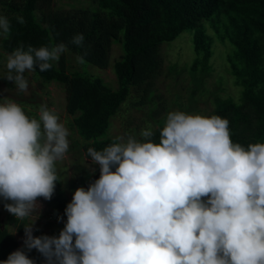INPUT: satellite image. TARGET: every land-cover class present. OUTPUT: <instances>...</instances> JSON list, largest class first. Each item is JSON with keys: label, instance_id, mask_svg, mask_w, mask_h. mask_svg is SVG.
<instances>
[{"label": "clouds", "instance_id": "obj_1", "mask_svg": "<svg viewBox=\"0 0 264 264\" xmlns=\"http://www.w3.org/2000/svg\"><path fill=\"white\" fill-rule=\"evenodd\" d=\"M11 30L0 13V40ZM84 41L76 33L69 43ZM70 51L63 41L20 44L4 54L3 79L25 92V72L47 71ZM69 135L46 104L30 116L12 99L0 102V202L24 231L23 248L0 264H35L33 249L41 264H264V142H233L227 119L178 109L162 127L149 123L101 150L89 147L99 177L75 188L66 220L57 216L58 236L33 235L39 198L50 201L62 182L56 163Z\"/></svg>", "mask_w": 264, "mask_h": 264}, {"label": "trees", "instance_id": "obj_2", "mask_svg": "<svg viewBox=\"0 0 264 264\" xmlns=\"http://www.w3.org/2000/svg\"><path fill=\"white\" fill-rule=\"evenodd\" d=\"M39 1L7 4L12 30L9 38L2 40L6 53L20 44L50 47L63 41L83 61L104 69L110 62L112 44H121L123 52L113 62L116 89L98 75L69 71L62 57L53 62L51 69L35 71L43 81H55L65 87V108L73 116L78 134L86 140L83 150L87 158L90 159L89 147L101 150L113 141L114 138L106 136L110 118L131 91L151 92L152 79L161 68L160 45L186 30L192 32L195 53L188 70L192 75L199 74L201 80L212 71L213 40L217 38L231 45L226 61L233 83L240 87L239 98L237 101L231 95L216 94L213 114L228 120L233 142L244 146L264 142V0H96L108 14L88 10L54 11L51 0H42L43 8L38 7ZM17 15L23 16L24 24L17 23ZM76 33L85 36L83 47L69 43ZM153 139L159 142L158 131ZM99 174L98 165L92 174L82 175L74 170L70 182L72 187L87 188ZM70 200L58 181L48 208L39 210L34 226L36 236L45 233L43 224L50 231L48 235L58 232L54 229L56 222L48 217L54 212L64 215ZM43 201V198L38 200ZM9 226L16 227L18 233L23 232L21 222L14 216L7 213L3 218L0 214V260L23 248ZM27 255L35 264H41L43 258L35 249Z\"/></svg>", "mask_w": 264, "mask_h": 264}, {"label": "rangeland", "instance_id": "obj_3", "mask_svg": "<svg viewBox=\"0 0 264 264\" xmlns=\"http://www.w3.org/2000/svg\"><path fill=\"white\" fill-rule=\"evenodd\" d=\"M20 1L0 0V13L8 16L10 12L7 4H16ZM44 5L42 0L38 2L39 8L45 7ZM51 8L54 11L88 10L92 13L108 14V10L98 6L96 0H51ZM208 32H212L210 28H208ZM212 49V71L201 80L199 74L192 75L188 70L195 57L192 32L186 30L174 40L163 42L158 50L161 68L152 79L151 92L144 93L141 89L132 90L128 99L110 118L106 136L115 138L117 135L125 133L138 134L140 129L149 123L154 128L157 124L163 125L166 113L177 109L187 113L213 115L216 94L231 95L238 101L240 87L233 83L226 61L227 53L232 49L231 45L215 38L212 42ZM122 52L121 44L114 42L111 46L109 65L104 69L97 68L85 61L78 62L77 55L72 52L63 54L61 57L69 71L77 70L98 75L112 89H116L118 82L113 62L119 59ZM5 53L2 48V40H0V102H3L4 97L12 99L32 116L37 115L38 107L41 104H46L56 111L61 121L65 122L69 129V149L64 159L57 161L56 168L65 195L71 198L73 191L77 188V186L72 187L70 182L74 170L79 171L82 175L92 174L96 171L97 165L91 164V160L86 157L83 150L86 140L78 134L73 116L66 111L65 87L55 81L45 82L35 72H25L28 89L25 92L19 91L12 82L3 79L7 71ZM50 202L51 200L39 202L41 205L39 210H46ZM7 213L9 212L3 208V203L0 202L1 217L4 218ZM63 226V223H56L54 229L59 231ZM9 229L15 234L20 246H23L24 232L18 233L14 226H9ZM35 232L33 231V235H36Z\"/></svg>", "mask_w": 264, "mask_h": 264}, {"label": "built area", "instance_id": "obj_4", "mask_svg": "<svg viewBox=\"0 0 264 264\" xmlns=\"http://www.w3.org/2000/svg\"><path fill=\"white\" fill-rule=\"evenodd\" d=\"M57 216H61V217L64 218V220H66V217H64V215L61 214L60 212H54L53 215H50V216L48 217V219H49L50 221H53V222H56V223H63V221H58V220H57ZM58 234H59V231H58L55 235L58 236Z\"/></svg>", "mask_w": 264, "mask_h": 264}, {"label": "crops", "instance_id": "obj_5", "mask_svg": "<svg viewBox=\"0 0 264 264\" xmlns=\"http://www.w3.org/2000/svg\"><path fill=\"white\" fill-rule=\"evenodd\" d=\"M33 215H34V214H33ZM35 224H36V223H35ZM42 227H43V231H45L44 234H47V235H48V234L50 233V231L48 230V227H47L45 224H43ZM52 228H53V227H52ZM59 231H60V230H59ZM23 232H24V231H23ZM23 232H22V233H23ZM16 233H17V232H16Z\"/></svg>", "mask_w": 264, "mask_h": 264}]
</instances>
